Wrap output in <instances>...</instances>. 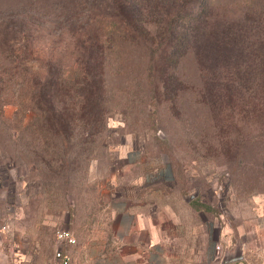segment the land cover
Returning a JSON list of instances; mask_svg holds the SVG:
<instances>
[{"label":"rangeland","instance_id":"1","mask_svg":"<svg viewBox=\"0 0 264 264\" xmlns=\"http://www.w3.org/2000/svg\"><path fill=\"white\" fill-rule=\"evenodd\" d=\"M93 1L0 0V264H57L58 250L102 246L114 198L157 226L165 264H264V128L230 106L222 113L227 100L214 114L215 99L193 88L202 81L190 55L177 68L186 87L158 98L143 47L117 41L105 128L75 125L64 141L42 124L36 78L75 68L77 17L116 12ZM59 229L77 243L60 244Z\"/></svg>","mask_w":264,"mask_h":264},{"label":"trees","instance_id":"2","mask_svg":"<svg viewBox=\"0 0 264 264\" xmlns=\"http://www.w3.org/2000/svg\"><path fill=\"white\" fill-rule=\"evenodd\" d=\"M139 1L94 0L116 9L115 14L76 18L70 32L75 68L64 71L54 65L42 82H34L42 124L64 141L75 125L89 135L103 130L110 94L107 53L117 41H127L143 47L148 88L158 98L174 99L186 87L177 68L190 55L202 81L193 88L203 101L215 99L214 114L221 110L214 111V104L221 107L227 100L222 113L230 106L241 119L250 114L264 128V0L225 5L222 0Z\"/></svg>","mask_w":264,"mask_h":264},{"label":"crops","instance_id":"3","mask_svg":"<svg viewBox=\"0 0 264 264\" xmlns=\"http://www.w3.org/2000/svg\"><path fill=\"white\" fill-rule=\"evenodd\" d=\"M111 211L116 220L110 239L102 246L83 244L73 254L68 252L70 264H165L162 235L156 225L133 217L122 198L112 199Z\"/></svg>","mask_w":264,"mask_h":264},{"label":"built area","instance_id":"4","mask_svg":"<svg viewBox=\"0 0 264 264\" xmlns=\"http://www.w3.org/2000/svg\"><path fill=\"white\" fill-rule=\"evenodd\" d=\"M56 240L65 246H72L77 243L72 231L69 229H59L55 235ZM57 264H70L71 257L66 250H58L55 254Z\"/></svg>","mask_w":264,"mask_h":264}]
</instances>
